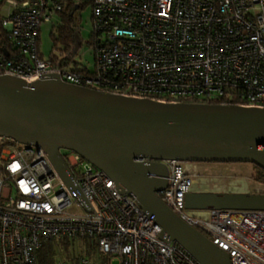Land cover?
Listing matches in <instances>:
<instances>
[{
    "label": "built area",
    "instance_id": "built-area-1",
    "mask_svg": "<svg viewBox=\"0 0 264 264\" xmlns=\"http://www.w3.org/2000/svg\"><path fill=\"white\" fill-rule=\"evenodd\" d=\"M91 7L89 68L40 50L42 24ZM80 30V29H79ZM0 77L65 84L163 105L264 109V0H0ZM69 189L44 150L0 136V264H41L44 243H88L119 264H199L115 182L59 151ZM157 195L230 264H264V210H188L197 163L165 161ZM80 264L88 259L80 255Z\"/></svg>",
    "mask_w": 264,
    "mask_h": 264
},
{
    "label": "water",
    "instance_id": "water-1",
    "mask_svg": "<svg viewBox=\"0 0 264 264\" xmlns=\"http://www.w3.org/2000/svg\"><path fill=\"white\" fill-rule=\"evenodd\" d=\"M0 136L40 147L78 191L59 151L72 150L115 182L161 228V238L199 264H230L226 252L158 197L165 161L251 164L264 171V109L163 105L76 87L0 77ZM188 210H264V193L191 192Z\"/></svg>",
    "mask_w": 264,
    "mask_h": 264
},
{
    "label": "rangeland",
    "instance_id": "rangeland-1",
    "mask_svg": "<svg viewBox=\"0 0 264 264\" xmlns=\"http://www.w3.org/2000/svg\"><path fill=\"white\" fill-rule=\"evenodd\" d=\"M90 16L91 7L89 5H85L82 10L76 13L71 24L75 29L74 40L71 45L74 46L76 52L74 61L79 66L84 65L92 68L93 53L88 44L91 31ZM60 24L61 18L55 17L51 23H45L41 26L40 50L45 58L52 53H61L58 49L62 48L60 46L62 44L60 42L56 43L52 38L53 35H57V28ZM54 45H56L55 48ZM195 171L194 192L259 193L255 192V190L258 188L264 190V184L255 178L256 176L258 177L257 170L251 164L197 163ZM55 245L58 249L56 255L57 264H76V262L79 263V256H84L81 246L76 242L68 241L65 244L62 239H59L55 241ZM75 256L76 258L72 259ZM111 264L119 263L117 260L112 259Z\"/></svg>",
    "mask_w": 264,
    "mask_h": 264
},
{
    "label": "trees",
    "instance_id": "trees-1",
    "mask_svg": "<svg viewBox=\"0 0 264 264\" xmlns=\"http://www.w3.org/2000/svg\"><path fill=\"white\" fill-rule=\"evenodd\" d=\"M69 14L63 15L61 18V24L57 28V35H53L52 38L56 43H61L62 48L58 49L61 53L68 54L71 52L73 48L74 40V31L75 29L72 27L73 19L71 17V12H73V8L69 10ZM56 45H54V48ZM258 173V177L256 176V180L264 184V171L255 167ZM65 244L68 242L66 239H62ZM83 250L84 256L89 259L88 264H107L106 259L98 255L95 249L90 246L87 242L78 243ZM58 253V249L56 248L55 241L47 242L42 245L37 253V259L41 264H57L56 255ZM73 257L72 259H75ZM71 259V260H72ZM76 264H79L76 262Z\"/></svg>",
    "mask_w": 264,
    "mask_h": 264
},
{
    "label": "crops",
    "instance_id": "crops-1",
    "mask_svg": "<svg viewBox=\"0 0 264 264\" xmlns=\"http://www.w3.org/2000/svg\"><path fill=\"white\" fill-rule=\"evenodd\" d=\"M255 192H259V193L262 192V193H264V190H261L260 188H258V189L255 190Z\"/></svg>",
    "mask_w": 264,
    "mask_h": 264
}]
</instances>
